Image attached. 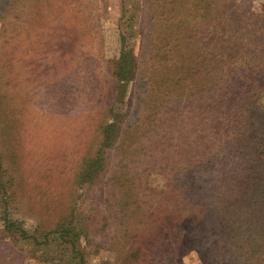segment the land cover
Segmentation results:
<instances>
[{
    "label": "rangeland",
    "instance_id": "rangeland-1",
    "mask_svg": "<svg viewBox=\"0 0 264 264\" xmlns=\"http://www.w3.org/2000/svg\"><path fill=\"white\" fill-rule=\"evenodd\" d=\"M235 3L258 12L264 7V0ZM155 5L0 0V264H79L53 251L62 245L56 235L46 244L44 233L60 228L78 232L85 264H120L130 249L146 250L138 264L170 263L169 254L155 257V210L167 182L176 179L170 169H155V144L166 149L161 136H170L160 130L161 140L155 137V119L197 123L206 107L199 97H177L163 80L172 75L176 61L166 54L176 41L165 45L156 35ZM122 32L138 74L119 88L111 65L120 56ZM257 105L264 113L263 91ZM108 124L118 126L117 144L105 151L92 180L78 184L82 163L96 157ZM166 153L159 160L173 164ZM8 222L25 230L26 239L12 237ZM131 231L146 240L144 248L127 243ZM181 260L202 264L197 252Z\"/></svg>",
    "mask_w": 264,
    "mask_h": 264
},
{
    "label": "trees",
    "instance_id": "trees-1",
    "mask_svg": "<svg viewBox=\"0 0 264 264\" xmlns=\"http://www.w3.org/2000/svg\"><path fill=\"white\" fill-rule=\"evenodd\" d=\"M235 1L156 0L155 33L165 45L176 41L166 54L176 63L169 70L172 75L163 80L177 97H199L201 107H206L195 117L197 123H187L188 117L180 119L182 125H162L155 119V137L160 139L162 130L173 140L168 143L161 136L166 149L155 144V169H170V178L176 179L167 182L155 210V257L169 254L168 264H182L181 258L191 252H197L202 264H264V113L257 107L264 92V7L252 11ZM121 40L120 56L111 65L119 88L138 74L129 37L122 32ZM117 128H103L97 155L82 163L78 184L92 180L105 151L117 144ZM187 135L194 137L186 139ZM165 152L173 164L159 160ZM191 168L187 175L181 171ZM6 227L12 237L26 239L27 232L14 229V223ZM75 233L60 228L43 237L47 244L56 235L62 245L53 251L85 264ZM215 237L220 247L210 241ZM133 242L144 248L146 240L131 231L127 243ZM145 256L146 250L130 249L118 262L138 264Z\"/></svg>",
    "mask_w": 264,
    "mask_h": 264
}]
</instances>
